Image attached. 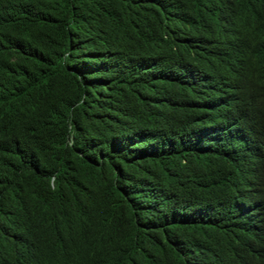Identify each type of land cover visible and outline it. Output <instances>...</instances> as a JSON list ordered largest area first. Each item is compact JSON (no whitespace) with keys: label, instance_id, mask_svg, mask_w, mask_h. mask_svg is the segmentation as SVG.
I'll return each mask as SVG.
<instances>
[{"label":"trees","instance_id":"16d2710c","mask_svg":"<svg viewBox=\"0 0 264 264\" xmlns=\"http://www.w3.org/2000/svg\"><path fill=\"white\" fill-rule=\"evenodd\" d=\"M0 264H264V0H0Z\"/></svg>","mask_w":264,"mask_h":264}]
</instances>
